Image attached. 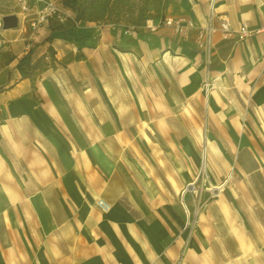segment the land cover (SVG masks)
Listing matches in <instances>:
<instances>
[{
    "label": "crops",
    "instance_id": "crops-1",
    "mask_svg": "<svg viewBox=\"0 0 264 264\" xmlns=\"http://www.w3.org/2000/svg\"><path fill=\"white\" fill-rule=\"evenodd\" d=\"M27 1L35 18L44 4ZM7 15L17 26L1 31L0 264H264V147L252 123L255 113L264 125V0H165L163 16L214 28L209 57L195 30L186 40L165 26L55 30V17L33 28L18 0H0V20ZM222 18L233 30L246 23L250 35L224 39ZM29 52L45 67L22 77L17 64ZM206 78L209 172L244 177L246 191L244 216L216 200L220 235L210 214L185 227L170 193L187 172L160 183L147 162L156 141H172L157 127L201 104ZM177 142L184 163L199 158L186 135Z\"/></svg>",
    "mask_w": 264,
    "mask_h": 264
},
{
    "label": "rangeland",
    "instance_id": "rangeland-1",
    "mask_svg": "<svg viewBox=\"0 0 264 264\" xmlns=\"http://www.w3.org/2000/svg\"><path fill=\"white\" fill-rule=\"evenodd\" d=\"M164 3L165 0H54L57 9L55 25L61 23L57 15L61 14L64 17L63 22L67 24H94L97 27H109L112 31L125 33L127 30L133 31L144 27L147 20L156 21L160 19L163 16ZM257 82H261V80L252 81L253 88ZM209 83L206 78L203 84V93L199 97L201 104L198 103V106L188 108L182 118L173 111V114L176 115H173L171 119L172 125L157 127L156 135L171 136L173 142L170 139L167 143L156 141L159 153L154 159L150 156L149 160H146L158 169L156 179L160 183H162L160 179L163 180L168 176L174 186L175 180L181 177L179 175L181 170L183 172L184 169L187 172L188 182L185 183L182 179L181 189L175 190L173 188L170 193L172 201L185 216V227L190 231L193 230L201 215L210 214L215 220L214 226L217 228V235H220V232H223L221 231L223 229L222 212L221 208L217 206L216 200H222L225 204L228 203L234 214L244 216L241 206L245 205L243 198L246 191L242 185L244 177L231 173L228 178H224L209 172L205 138L212 130L207 127L206 120L204 121L203 108L205 94L206 91L208 92L206 89H210ZM206 96L208 95L206 94ZM183 117L187 118V125H184L185 120ZM252 119V123H257L259 140L262 147H264V125H260L261 122L255 113ZM243 127L247 128L246 126ZM180 135H186L191 148L195 146L198 159L195 156L188 155L186 163H184V160L181 159V157L184 158V154L180 152L179 142H177ZM156 139L159 140V137H156ZM129 147L128 156L131 158L137 157L134 146L130 145ZM143 150L148 156L147 150ZM140 163L146 166V163H142L141 160ZM159 166L165 168L168 174L163 175L164 173L159 170ZM166 180L164 182H167ZM236 205L239 209H236ZM232 206L235 207L232 208ZM249 229H251V233L255 234L252 225H249ZM228 264L242 263L234 262L232 258H229Z\"/></svg>",
    "mask_w": 264,
    "mask_h": 264
},
{
    "label": "built area",
    "instance_id": "built-area-1",
    "mask_svg": "<svg viewBox=\"0 0 264 264\" xmlns=\"http://www.w3.org/2000/svg\"><path fill=\"white\" fill-rule=\"evenodd\" d=\"M37 2H42L44 4L43 8L36 13L35 18H31L32 6L27 0H18L20 6V13L23 20H30V25L33 28H37L40 24H47L49 19L55 17L56 8L55 4L51 0H36ZM61 22H63L64 17L61 14H57ZM146 27L150 29H157L160 26H165L170 28L173 33L179 37L181 40L188 39L190 32L195 30V42L197 48L203 50L207 57H209L210 47L212 43V33L215 31L210 25L202 28H196L193 22L184 17L174 18V17H162L156 21L147 20ZM3 28V22L0 20V48L5 44V40L2 37L1 31ZM219 28L221 30L224 39L235 37L238 40H244L247 38L251 30L246 23L241 24L236 30L231 29L230 24L226 18H222L219 22ZM264 30V28H262ZM126 32V31H125ZM97 206L104 212L108 211L110 205L106 203L103 199L96 200Z\"/></svg>",
    "mask_w": 264,
    "mask_h": 264
},
{
    "label": "trees",
    "instance_id": "trees-1",
    "mask_svg": "<svg viewBox=\"0 0 264 264\" xmlns=\"http://www.w3.org/2000/svg\"><path fill=\"white\" fill-rule=\"evenodd\" d=\"M164 17V16H162ZM161 17V18H162ZM76 22V21H74ZM74 24V23H73ZM72 25V24H70ZM52 29L58 30L61 28V24H56L51 25ZM50 53L53 54V52L50 50ZM44 63L41 62V60H38L36 62H32L31 61V54L30 52L27 53L26 55H24L23 57H21V59L19 60L18 64H17V68L19 70V72L21 73L22 77H32L33 73H35L38 69H43Z\"/></svg>",
    "mask_w": 264,
    "mask_h": 264
},
{
    "label": "water",
    "instance_id": "water-1",
    "mask_svg": "<svg viewBox=\"0 0 264 264\" xmlns=\"http://www.w3.org/2000/svg\"><path fill=\"white\" fill-rule=\"evenodd\" d=\"M3 29L15 28L17 26V17L15 15H7L2 19Z\"/></svg>",
    "mask_w": 264,
    "mask_h": 264
},
{
    "label": "bare ground",
    "instance_id": "bare-ground-1",
    "mask_svg": "<svg viewBox=\"0 0 264 264\" xmlns=\"http://www.w3.org/2000/svg\"><path fill=\"white\" fill-rule=\"evenodd\" d=\"M218 188V187H217Z\"/></svg>",
    "mask_w": 264,
    "mask_h": 264
}]
</instances>
